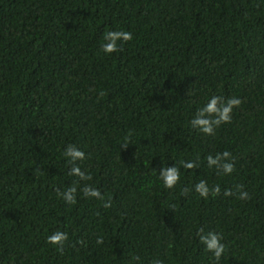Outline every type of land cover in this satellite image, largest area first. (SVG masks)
Returning a JSON list of instances; mask_svg holds the SVG:
<instances>
[{"label": "trees", "instance_id": "trees-1", "mask_svg": "<svg viewBox=\"0 0 264 264\" xmlns=\"http://www.w3.org/2000/svg\"><path fill=\"white\" fill-rule=\"evenodd\" d=\"M107 30L132 39L105 54ZM212 96L241 104L205 135L190 121ZM225 151L230 175L207 165ZM236 185L247 200L224 195ZM208 232L218 264H264V0H0V264H217Z\"/></svg>", "mask_w": 264, "mask_h": 264}, {"label": "clouds", "instance_id": "clouds-1", "mask_svg": "<svg viewBox=\"0 0 264 264\" xmlns=\"http://www.w3.org/2000/svg\"><path fill=\"white\" fill-rule=\"evenodd\" d=\"M132 39V34L127 31L120 30H107L103 33V43L101 44V50L105 54H112L118 50V42H127ZM241 100L237 97L225 99L223 96H212L207 104L199 109L196 116L190 121L192 128L198 129L205 135H212L214 129L219 127L222 123H229L231 121V115L233 109L240 106ZM63 155L68 159V162L73 166L70 168V175L79 177L81 180L90 179V176H86L81 168L76 164L77 161L85 159V153L78 149L74 145H67L64 149ZM207 165L215 167L224 175H230L234 170V165L231 162L230 153L225 151L223 153H217L215 156L209 155L207 158ZM182 167L185 169H193L197 167L194 162L181 161ZM180 169L178 167H162L159 172V179L163 182L164 187L171 189L177 185L180 180ZM242 185H236L235 192L225 190V196L235 195L239 193V199L247 200L249 198L247 191L242 190ZM194 191L199 194L200 197L207 198L209 194L215 196L221 191L219 185H214L211 188L208 186L207 181L199 180L195 184ZM77 188L73 185L66 187L63 192L57 194L63 198L68 204L76 202ZM84 196L95 199L103 200L102 194L99 189L91 186H85L82 189ZM104 208L111 207V201H105L103 203ZM202 231V230H201ZM69 239L66 231L57 230L47 237V243L50 245L62 248L64 243ZM200 242L204 245L205 250L212 253L214 260L219 262L223 253L225 252V245L222 243V236L217 232H208L201 234ZM83 243V241H81ZM97 244H102L103 239L97 238ZM129 264H141V258L139 256H132ZM153 264H160L159 260L153 261Z\"/></svg>", "mask_w": 264, "mask_h": 264}]
</instances>
